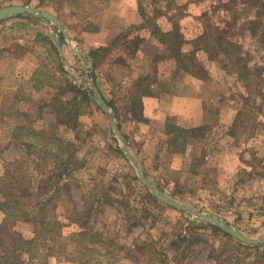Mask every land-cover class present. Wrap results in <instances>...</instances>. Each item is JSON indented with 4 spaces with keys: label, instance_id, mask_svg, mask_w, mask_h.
I'll return each instance as SVG.
<instances>
[{
    "label": "rangeland",
    "instance_id": "374dc122",
    "mask_svg": "<svg viewBox=\"0 0 264 264\" xmlns=\"http://www.w3.org/2000/svg\"><path fill=\"white\" fill-rule=\"evenodd\" d=\"M116 1L0 0V8L20 4L47 11L80 41L75 45L74 39L72 49L65 42L62 45L58 26L29 14L0 20V175L4 162L22 158L23 142H36L37 149H50L51 154H44L41 160L53 176L49 181L55 192L52 208L56 219L63 223L64 236L40 246L41 256L32 259L40 264H77L80 256L97 258L98 264H264V242L255 244L258 248L240 249L237 242L241 241L197 213L215 216L249 238L264 236V0H132L137 19L108 25L102 16H107ZM30 18L40 21L41 37L28 36L29 29L34 28ZM174 24L188 38L213 34L209 44L213 57L203 50L195 52L207 70L197 71L204 79L185 71L172 72L175 62L163 55L166 47L151 30H168ZM104 26L109 31L106 43L98 44L105 49L97 53V61L103 62L96 74L91 62L78 54V48L88 50L91 43L85 36L91 37L98 27V37H92L102 38ZM138 26L144 28L139 31ZM129 36L145 48L137 52L132 45L129 53H122L113 47ZM42 37L50 39L55 49L50 50ZM53 37L64 46L62 58ZM21 38L27 40L23 41L24 48L33 47L38 53V57L29 56L35 62H28L26 50H2ZM228 42L238 44L235 53L231 51L233 46L226 47ZM189 47L191 44L184 46L186 50ZM106 53L110 54L108 60ZM154 54L157 62L149 59ZM236 55L243 58L240 64L247 69L241 70L244 76L239 75ZM17 68L22 70L17 73ZM32 68L41 69L28 80L26 75ZM146 73L156 93L169 88L176 94H198L205 121L184 127L174 115L163 121V116H135L129 107V92L134 81ZM66 79L88 95L92 92L90 80L98 82L105 102L110 107L108 100L115 102L117 115L113 111L123 141H119L109 117L92 97L89 95L92 104L84 103L80 94L67 88ZM27 80L34 81L33 90L40 98L32 100L31 87L24 84L25 99L17 109L14 95ZM56 109L66 111L67 117L56 118ZM73 112L78 114L75 118ZM177 128L183 131L178 132L177 143L173 144L171 134ZM40 130L48 134L45 145L37 139L44 137ZM51 134H56L58 140ZM69 142L77 148L74 160L68 163L73 168L67 171L71 181L63 187L54 179L63 171L54 153L60 152L55 148L58 145L74 149ZM123 145L136 162L127 156ZM33 164L31 160L29 169L38 174ZM136 166L153 186L140 179ZM153 190L186 209L170 205ZM88 207L97 210L89 224L109 237H99L103 247H86L84 240L75 237L73 241V235L69 236L79 228L72 219L84 220ZM82 210L83 214H78ZM20 222L17 231L22 236L34 235L30 222Z\"/></svg>",
    "mask_w": 264,
    "mask_h": 264
},
{
    "label": "trees",
    "instance_id": "16d2710c",
    "mask_svg": "<svg viewBox=\"0 0 264 264\" xmlns=\"http://www.w3.org/2000/svg\"><path fill=\"white\" fill-rule=\"evenodd\" d=\"M152 35H154L158 41L165 45V52L163 55L166 57L173 59L178 67V70L189 72L194 76L199 78H203L204 76H200L197 74L198 70H202L206 72V68L199 61L195 52L198 50H203L210 54L213 57L212 48L209 46L211 39L213 38V34L206 32L200 33L195 38L186 37L182 30L177 26V24L172 26L171 29L168 30H160L152 27L151 30ZM36 36L41 37L40 34ZM61 36V35H60ZM43 42L50 45V50L52 48L55 49L53 43L50 39L45 40L43 37ZM196 43V46H192V44ZM200 43L199 46L197 44ZM191 44L189 50H186L184 46ZM138 43L134 42V47H137ZM219 45V44H217ZM229 46H233L231 51L235 53L238 48L237 43L228 42L227 48ZM223 48L224 52L227 55H231L229 49ZM234 48V49H233ZM105 46H98L91 50L90 55L93 58V65L97 63V53L100 50H104ZM42 54H45L44 51ZM235 60L239 62L242 61V57L240 55L235 56ZM238 72L240 76H244V72L241 70H246V66L244 64L238 65ZM41 68L37 69L39 72ZM58 70L67 74L63 69L58 66ZM149 74L146 73L143 76L140 75L135 81L130 89V109L134 113L135 116H142V97L144 95L152 94L153 91L150 87V82H148ZM204 79V78H203ZM67 80V88L81 95L80 100H82L87 105L93 103L90 96L86 94L83 90L78 89L74 84ZM55 98L54 100H56ZM108 100V99H107ZM109 104L113 107L115 114L117 115V109L115 102L108 100ZM55 112L57 117H67V112L56 109ZM71 114V113H70ZM74 118L78 115L76 112L71 114ZM73 126L76 124L72 123ZM71 128L72 126L69 125ZM118 127L119 124H118ZM166 130V129H165ZM177 132H172L171 134V142L173 144L177 143L178 132H182L183 129L177 128ZM39 132L44 133V137L42 135L38 136L42 143L41 145L46 144V137H48L47 132H43L40 130ZM52 135V134H51ZM49 135V138L53 140H58V136L53 134ZM23 153L21 159L15 160L12 162H4V170L0 175V264H19L23 260L22 255L26 254L30 259L40 257L39 247L44 246L48 241L56 242L57 239L64 236L63 234V223L59 222L56 219L55 212L52 208V202L55 198L53 189L51 190V186L49 181L53 176L49 174V170H46V164H43L42 157L44 154L50 155V149H37L36 142H23ZM74 147L72 150H68V148H64L61 145L55 146L59 153H54V155H58L57 161L59 162V166L63 167V171L54 176L56 179V183L64 186L68 185V182L71 181L70 174L67 173L68 170H72L68 163L71 160H74L76 148L77 146L73 143L69 142V145ZM75 151V152H74ZM33 160L34 164L32 168L38 173L33 174L29 169V162ZM79 167V164L78 166ZM76 167V168H77ZM75 170V169H74ZM70 179V180H69ZM69 186V185H68ZM82 211H78V214L82 215ZM97 210L91 207H88L86 210V217L84 220L81 219H72V223H76L79 227L78 230L70 233L69 236L73 235V241H76V238H80L89 244H85L86 247L99 246L103 247L104 242H102L99 237L103 239L104 237L109 238L105 234L102 235L94 225L89 224L90 218L93 215H96ZM18 220L28 221L34 227V235L30 239L24 238L15 228V223ZM76 237V238H75ZM112 244H115L112 239H109ZM237 245L240 246V249H247L250 247L258 248V245H249L243 244L241 242H237ZM83 253V252H82ZM40 261V260H39ZM43 261V259H42ZM41 262V261H40ZM77 264H98L97 258H93L88 260L87 258H82L80 256Z\"/></svg>",
    "mask_w": 264,
    "mask_h": 264
},
{
    "label": "crops",
    "instance_id": "0c3cea01",
    "mask_svg": "<svg viewBox=\"0 0 264 264\" xmlns=\"http://www.w3.org/2000/svg\"><path fill=\"white\" fill-rule=\"evenodd\" d=\"M109 8H110L109 12L107 11L108 13L106 14L107 16H102V17L105 18L104 21L105 20L108 21V25H110L111 23H115L117 21H119L118 23H121V22H124V21L133 22L134 20L137 19L136 3L133 2L132 0H117L116 2L112 3ZM125 8L127 10H124ZM117 9L122 10L121 13H119L118 11L115 12ZM19 19H22V20L25 21L26 18H19ZM36 19H38V18H36ZM36 19H34V18H30L29 19L30 23H32V26L34 28H32V31H31V29H29L30 33L28 34V36L32 35V37H34V34L36 35L38 33H41L40 32L41 30L38 29V26L40 24V21H38V20H40V19H38V20H36ZM41 25H44V24H41ZM62 25L65 28V30L67 31V36H65L63 34V32L61 34V37L63 38L62 45L65 42V44L70 49H72L71 47H72V45H74V43L72 44V42H73V40L75 38L71 35L70 30L68 29L67 26L64 25L63 22H62ZM138 27H139V28H137L138 30L141 29V28H144V26H138ZM97 28H96V30L92 31V33H91L92 36L98 37L99 28L98 29ZM107 31H109V29L104 26V29H102V31L100 33V36H102V38H93L92 36L91 37L85 36V39H87L91 43L89 45V47H88V50H84L83 51V50L78 48V50H79L78 54L84 56L86 58L87 62H91V65H92L91 67H93V70L95 71L96 74L99 73V67L102 64L103 60H99V61H97L96 65H93L92 64L93 63V58L90 55V52H91L92 49L96 48V46H99L100 43H103V44L106 43L104 38L108 34ZM32 37H31V39H32ZM138 37H140L139 39L143 40L144 35L140 34ZM133 38H135V37L129 36L126 39H122L121 41L116 42V44L113 47H116V50H118V51L121 50L122 53H123V51H127L129 53V49L132 47V45L134 47ZM64 39L66 41H64ZM20 40L21 41L16 43L14 46H12V45L3 46L2 50L4 52H7V53H14V52H17V50H21V49H23L24 51L26 50L25 54L28 55V57L26 56V58L29 59L28 62H30V63L35 62L36 60L32 59L29 56H31V55H36L37 56L38 53L35 54L36 50L33 47H31L32 49L24 48L23 47V43H24L23 41H25L26 39L25 38L24 39L21 38ZM77 42H80V41L75 39V45H76ZM62 45H60V47H61V51H62V54H63L64 46L62 47ZM138 45H139V43H138ZM138 45H137V47H134V49L137 52L142 51L145 48V46L143 47V43H141L139 46ZM34 47H36V46H34ZM110 50L108 51L109 53H110ZM58 53H59V51H58ZM109 53L108 54L106 53L104 55L106 60H108V58H109V55H110ZM106 55H107V57H106ZM149 59H151L150 61H152V62L156 61L155 54L152 55L151 58H149ZM22 63H25V62H22ZM21 66H22V64H21ZM62 67H63V65H62ZM19 69L22 70V68H17L16 69L17 73L20 71ZM36 70L34 68L28 70V73L26 75V77H28V80L31 77L32 73L35 72ZM176 70H178V67H177V65L175 63L174 64V69L172 70V72L173 71L176 72ZM179 71H181V70H179ZM22 72H25V70L22 71ZM84 72H86V75H87V67L86 66H85V71ZM38 75L39 74L33 76L34 79H37ZM19 76L21 77V74H19ZM40 77H41V74H40ZM28 80L26 82H22V85H20V87L23 86L24 84L28 85L29 88L31 87L29 92L32 93V100H37V99L39 100V98H40L39 96L40 95L39 94L38 95L35 94V91L33 90L35 88L34 87L35 86L34 85V81L32 83V82H29ZM94 84H95L96 88L100 91V86H99L98 82L96 81ZM157 84L155 83V86H157ZM25 85H24V87H25ZM167 85H170V84H167ZM20 87L18 86L17 90H16V91H18V94L17 93L15 95L12 94L16 98V102H18L17 103V107H18L17 109H19V104L22 101H24V99H25V98H22L25 95L24 92H23V87H21V88ZM150 87H151L153 93L149 94V95H144L142 97V103H143L142 114H143V116L145 118H148V119H152V118L155 119L156 118V119H158L159 117L163 116V119H162V121H163L164 118H166L167 116L174 115V116L178 117V120L180 118V120L183 123H181V121H178V123L181 124L184 127L196 126V125H199V124H201V123H203L205 121L204 120L205 117H204V114L202 113V109H201L202 100H201V98L199 97L198 94H194V93L193 94L192 93L191 94H189V93H187V94H183V93L176 94V93H173L172 90H170L169 88H167V90H164L163 93L159 94V93H156L155 90L153 89L154 86H153L152 83L150 84ZM8 94H10V93L7 92L6 95H8ZM33 95L34 96L37 95V96L33 97ZM99 108H101V107H99ZM111 108H112V110H114L113 107H111ZM101 112L105 113V111L103 109L101 110ZM19 222L20 221H17L15 223L14 228L16 230L18 229L17 227H18ZM26 222H28V221H23L22 220L20 223L26 224ZM32 235H33V232L29 236H24L23 235V237L26 238V239H30V238H32ZM22 258H23L22 259L23 261L21 263H19V264H40V262H38V260L30 259L29 256H27L26 254L22 255Z\"/></svg>",
    "mask_w": 264,
    "mask_h": 264
},
{
    "label": "water",
    "instance_id": "95a60500",
    "mask_svg": "<svg viewBox=\"0 0 264 264\" xmlns=\"http://www.w3.org/2000/svg\"><path fill=\"white\" fill-rule=\"evenodd\" d=\"M16 14H29V15H32V16L42 20L45 23L53 22L56 26H58V28L63 32V34L65 36H67V31L63 27L62 23L57 18H55L54 16H52L50 13H48L47 11H45L43 9L32 7V6H29V5H20V4L19 5H9V6H5V7L0 8V20L4 19V18H6V17H8L10 15H16ZM53 39H54V43L56 44V46L58 48L60 56L62 58V51H61L60 44H59L58 40L55 37H53ZM90 86H91L92 92H89V95L105 111V113L109 117V121H110V125H111L112 130L115 132V134L118 137L119 141H123L122 134H121V132H120V130H119L117 124H116L114 111L105 102V100L103 99V97L100 94L99 90L96 88L95 84L91 80H90ZM122 149L125 151L127 156L129 158H131V160L135 161L132 158V154L128 150L127 145H123ZM136 169L138 171L140 179L145 184H147L149 186H153V184H151L148 181V179L144 176V174H142L140 167L136 166ZM153 192H154L155 195L159 196L160 198H162L164 201H166L170 205H172L174 207H179V208H182V209H186V207H184L181 204L179 205L178 203H176L175 200H173L169 196L165 195L164 193L159 192L157 190H153ZM188 210H190V209H188ZM197 213L202 218H206V219H209V220L213 221L220 228H222L225 232L229 233L230 235H232L233 237H235L236 239H238L241 242H244L246 244H254V245L264 242V236L261 237V238H258V239L249 238V237L245 236L244 234H242L241 232H239L238 230H236L235 228H233V227H231L229 225H226L219 218H217L215 216L206 215V214H204V213H202L200 211L197 212Z\"/></svg>",
    "mask_w": 264,
    "mask_h": 264
}]
</instances>
